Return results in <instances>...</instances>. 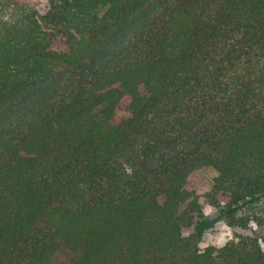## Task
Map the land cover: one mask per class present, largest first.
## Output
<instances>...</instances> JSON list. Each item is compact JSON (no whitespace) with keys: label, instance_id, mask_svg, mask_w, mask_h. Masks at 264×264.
I'll use <instances>...</instances> for the list:
<instances>
[{"label":"trees","instance_id":"1","mask_svg":"<svg viewBox=\"0 0 264 264\" xmlns=\"http://www.w3.org/2000/svg\"><path fill=\"white\" fill-rule=\"evenodd\" d=\"M2 4L0 264H264V0Z\"/></svg>","mask_w":264,"mask_h":264},{"label":"rangeland","instance_id":"2","mask_svg":"<svg viewBox=\"0 0 264 264\" xmlns=\"http://www.w3.org/2000/svg\"><path fill=\"white\" fill-rule=\"evenodd\" d=\"M2 1L3 0H0V13H5L8 8L2 4ZM28 1H32L40 11H43L49 3V0ZM216 176L217 171L213 167L203 166L193 172L187 183L189 187L195 188L198 192H204L211 186L212 181ZM202 208L204 217L212 220L213 223L203 232L199 243L200 247L207 245L221 246L225 241L230 239L236 231L246 235L257 234L259 236L261 247L264 250V203H259L252 209L253 215L263 219V224L258 226L254 222H251L249 228L243 230L228 227L221 216V213L216 208L205 203Z\"/></svg>","mask_w":264,"mask_h":264}]
</instances>
